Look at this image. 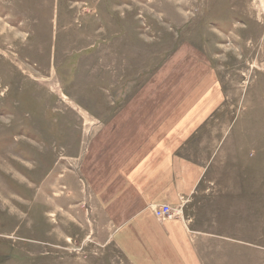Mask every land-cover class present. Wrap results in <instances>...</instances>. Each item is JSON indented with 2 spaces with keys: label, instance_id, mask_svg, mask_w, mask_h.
<instances>
[{
  "label": "rangeland",
  "instance_id": "rangeland-1",
  "mask_svg": "<svg viewBox=\"0 0 264 264\" xmlns=\"http://www.w3.org/2000/svg\"><path fill=\"white\" fill-rule=\"evenodd\" d=\"M182 45L221 104L165 218L189 227L191 264H264V0H0V264H131L80 161L111 107L178 87Z\"/></svg>",
  "mask_w": 264,
  "mask_h": 264
},
{
  "label": "crops",
  "instance_id": "crops-1",
  "mask_svg": "<svg viewBox=\"0 0 264 264\" xmlns=\"http://www.w3.org/2000/svg\"><path fill=\"white\" fill-rule=\"evenodd\" d=\"M182 48L189 53L171 80L178 87L167 95L138 92L111 107L87 137L80 161L115 246L131 264L192 262L188 249L195 248L185 220L160 219L152 211L157 205L180 206L197 190L198 182L190 185L189 144L220 110L218 84L205 55Z\"/></svg>",
  "mask_w": 264,
  "mask_h": 264
},
{
  "label": "built area",
  "instance_id": "built-area-1",
  "mask_svg": "<svg viewBox=\"0 0 264 264\" xmlns=\"http://www.w3.org/2000/svg\"><path fill=\"white\" fill-rule=\"evenodd\" d=\"M154 212L159 218H165L171 214V211L167 205H159L154 209Z\"/></svg>",
  "mask_w": 264,
  "mask_h": 264
},
{
  "label": "bare ground",
  "instance_id": "bare-ground-1",
  "mask_svg": "<svg viewBox=\"0 0 264 264\" xmlns=\"http://www.w3.org/2000/svg\"><path fill=\"white\" fill-rule=\"evenodd\" d=\"M156 207H158V205H157V206H153V208H152L153 212H154V209H155ZM154 214H155V212H154ZM155 216L159 218V216H157L156 214H155Z\"/></svg>",
  "mask_w": 264,
  "mask_h": 264
}]
</instances>
